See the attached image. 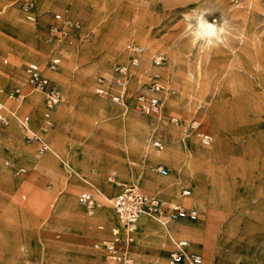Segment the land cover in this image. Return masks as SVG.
<instances>
[{"label": "rangeland", "instance_id": "rangeland-1", "mask_svg": "<svg viewBox=\"0 0 264 264\" xmlns=\"http://www.w3.org/2000/svg\"><path fill=\"white\" fill-rule=\"evenodd\" d=\"M7 5L9 8H14L15 13L21 17L30 15L29 22L22 26L32 32L22 33L17 25L11 22L6 23L4 29L0 28V90L1 88L26 87V84L21 83L20 80L16 82L12 79V71L18 60L17 48L21 43L25 44L24 49L27 50L34 47L35 43H50L54 40H58V49L65 46L76 50L81 45H88L91 52L81 55L80 58L86 59L84 64L91 65L99 57L111 54L118 40L124 35L135 37L125 41L124 52L118 53L112 60L114 66L128 61L129 52L126 48L128 44L136 43L146 48L143 42L136 39L137 37L181 48L183 62L180 65L181 73L178 80L182 83L183 78L187 77L193 84L195 93L193 96L185 94L183 105L174 110L167 109L165 105V111L177 116L179 123L171 122L167 117L145 113L136 106L135 94L145 89L152 69L151 59L155 53L150 52V66L146 69V74L140 77L138 84L133 88L127 85L126 103L133 106L134 110L140 114L156 120L162 117L166 124L178 127L181 131L180 144L182 145V137L185 136L183 132L188 120L192 117L200 121L203 130L213 135L215 143L210 148L211 157L202 167L207 172L206 191L214 201L217 200L215 193L217 191L235 187L236 193L232 196L231 192L224 191L223 201L226 205L217 206L216 213L209 209L208 205L205 208L208 213L198 209L200 216L197 221L200 218L202 221L206 220L208 214L213 211L215 215L212 222L215 227L213 232L206 235L202 244L195 245L189 241L204 255L205 264H211L215 253H217L219 264H264V249H260L264 248V234H262L264 189L261 190V187H264V0H0V12ZM65 9L68 10L64 14L66 21L55 22L54 14L63 12ZM198 14L206 16L208 20H217L216 22L224 27L216 43L208 44L207 41L197 39ZM142 20L145 21L144 25L141 24ZM76 21L77 24H75ZM53 22L59 25V30L52 36L47 29ZM159 52L167 53L171 60V50ZM55 57L59 56L53 51L44 61H37L50 76L49 71H64L62 59L58 70L49 68ZM30 61L34 60H27L25 73ZM84 64L80 63L78 67L81 68ZM99 76L101 74H94L92 78L93 83L88 88L90 95L108 100L114 105H125L126 103H115L96 92L98 85H105L99 80ZM70 78V81H74V77L70 76ZM55 82L63 93V99L56 107L59 108L65 103L68 90L63 83L57 80ZM163 83L165 97L167 95L180 97V88L175 80L164 77ZM111 85L112 83H109L106 86ZM172 88L177 90V94L170 93ZM35 92L37 91L30 93L22 102ZM40 95L44 99L41 92ZM0 100L9 107H13L16 103L19 105V102L3 90L0 92ZM44 105L47 108L45 99ZM75 109L90 111L84 100L79 101ZM23 110L30 115L26 106ZM213 114L217 116L219 122L210 120ZM31 119L35 121L32 117ZM47 119H53L54 124L45 129ZM12 123L18 129L21 145L18 147L7 145L0 149V169L7 172L10 182L19 178H23L24 181L30 180V177L33 181L29 189L23 185L13 187L9 191H2L0 188V264H6L12 251L10 249L13 247L30 243L37 245L41 240L46 241L52 248L59 243L73 246L75 251L65 264H86L83 260L90 261L91 252L98 251L93 247V242L96 239L111 237V230L115 227H110L108 234L96 236L90 231L93 228L91 224L85 223L79 215L72 216L76 209L86 211V207L79 201V193L84 190L92 192L96 200L102 204V207L95 211H101L105 209V202L101 198L102 191L99 192L96 186L103 191L106 189L105 192L111 198L117 191L108 189H118L116 180H120L119 183L128 181L148 192L153 191L144 188L133 179L120 177L119 172L113 170H108L96 180L89 181L94 182L95 185L80 178L85 187L81 185L74 190L71 177L66 171L77 175L75 172L65 168L66 171H63L59 161L52 167L42 168L39 160L28 156L31 153L42 156L44 153H38L36 145L25 141L23 129L19 123L12 120L8 123L0 121L1 140H10L9 130ZM57 125L58 120L51 115L43 116L40 124L36 121L34 125L31 124L45 140L46 134L54 130ZM86 127V123L75 120V128L73 127L75 130L72 134L75 141L79 140L81 130ZM151 140L147 147L155 149ZM66 142L68 147L77 149L78 158H87L89 155L90 163L86 166L88 168L94 152L85 154L80 148H76L78 146L74 141ZM190 144L204 147L197 141L188 140L187 145ZM65 148L66 145L62 146V149ZM221 149H224V157H221L223 154ZM127 164L133 163L127 162ZM165 165L168 166V164ZM20 166L26 167L27 172L16 174L15 170ZM84 176L90 180L88 175L84 174ZM197 177L196 174H192L189 178L180 181L173 196L165 195L171 199L175 198L184 183H189L193 193L197 187ZM34 189L42 191H34ZM44 191H49V194L45 195ZM32 193L36 195L41 193L40 210L36 209V204L32 201ZM62 197H66L69 201L68 211L71 215H68L70 217L65 224H61L60 219H53V209L58 206ZM230 217V226L235 231V235L229 230L224 231V225ZM142 219L134 226L133 236ZM154 221L161 225L158 221ZM59 233L60 237L57 236ZM173 248L174 242L169 248H158L153 241L138 240L135 236L130 244L132 256L138 258L137 253H142V259L139 260L145 264H153L152 255L164 258L160 264H166L168 252ZM101 255L102 258L98 264H101L104 259L103 253ZM18 264H28V262L20 260Z\"/></svg>", "mask_w": 264, "mask_h": 264}, {"label": "bare ground", "instance_id": "bare-ground-1", "mask_svg": "<svg viewBox=\"0 0 264 264\" xmlns=\"http://www.w3.org/2000/svg\"><path fill=\"white\" fill-rule=\"evenodd\" d=\"M13 12H15V9L9 8V5L2 8L0 12V28H5L6 23H9L8 17H10V14ZM27 16L30 17V15ZM216 21L217 20H208L206 16L198 14L196 21L197 39L207 41L208 44L216 43L220 38V32L224 31V27ZM21 22L25 24L27 18L22 19L19 25L16 23L13 24L17 25L22 33L26 31L32 32L31 30H26ZM144 23L145 21L143 22L142 20L141 24L144 25ZM132 39H135V37L133 38L132 36L124 35L118 40V43L111 54L99 57L91 65L88 63L84 64L86 59L80 58L81 55L91 52V48L88 45H81L76 50H71L65 46L58 49V40H54L50 43H35L34 47H30V49L27 50L24 49V43L19 44V47L17 48L18 60L12 71L13 77L17 70L20 69L21 65H25L28 59L44 61L50 52L55 51L63 61L64 71H49V73L55 80L63 83L68 90L65 103L56 110L55 108L49 110L45 107L44 99H42V96L38 91L30 95L24 102L19 103V105L17 103L13 105L14 109L17 107L16 109L18 110L23 109L25 106L28 107V110L32 109L33 112L29 111L30 115L38 124L42 122V118L43 116L45 117L46 112H48L51 117L58 120L57 127L45 136L46 141L52 144L51 150L47 151L42 156L36 153H31L28 156L39 160L42 168H44V166L51 167V165L59 161L63 165V168L75 172L79 178L93 185H95L94 182L89 181L96 180L102 175V173H100L101 169L108 165V167H111L114 171L120 172V177L133 179L146 189L163 192L168 196L174 195L180 181L189 178L192 174H196L198 177L196 180L197 187L195 188V191H204L206 171H204L202 167L211 157L210 148L212 145L204 147H197L193 144L182 145L180 144L181 131H179V128L174 125L166 124L162 117L156 120L150 116L136 112L133 106L127 103L125 105H114L108 100L92 96L90 95L91 92L89 93L88 88L90 87V84L93 83L92 78L94 74H101L99 78L103 79L105 85L113 83L115 76L113 74L114 65L112 64V60L118 53L124 52L125 41ZM136 39L143 42L146 45V48L142 55L140 65L133 68L128 77V87L133 88L138 84L140 77L145 73L146 69L149 68L150 52L155 53L156 55L161 50H167L169 52L171 50L172 58L169 61V66L163 68L162 73L165 79L172 78V81L175 80L177 82L180 88V97L175 98L167 95L166 108L174 110L177 107L182 106L184 103L183 96L185 94L193 96L195 91L193 84L190 83L187 77L183 78L182 83L178 80L181 73L180 65L183 62V52L181 48L178 46L171 47L159 44L154 41L150 42L145 40L146 38L141 37H137ZM80 63L84 64L81 68L78 67ZM70 76L74 77V81H70ZM20 81L25 84L24 80ZM81 100H88L89 102L97 104L98 110L93 117L91 116L82 120V122L86 123L87 127L86 129L81 130L79 140L75 141L73 138L74 135L72 136L75 130H73V127L75 128V120L81 121L75 117V106ZM9 108L11 109V107ZM37 110L39 111V115L35 113ZM213 115L214 116H212L210 120L212 122H219L217 116L215 114ZM48 120L53 121L54 124L53 119ZM12 122H15V120L12 119ZM104 124H106V126H104ZM108 125H111V128H109L110 126L108 127ZM115 129H118L117 131L122 137L121 146L125 152L124 160H108L103 154H101V152L95 150L92 162L88 168H81L77 162V160H79L77 149L68 147L65 151H62L54 146V144H56V139L61 136L65 137L66 141H74L78 146L76 148H80L79 146L84 144V141L87 139L91 141L93 140L97 143L93 142L87 144V146H89L88 148H92L94 144H99V138L107 135V133L112 134V130ZM9 131L10 141L13 143L12 146L18 147L21 145L19 143L20 134L13 123ZM153 137L163 141V149H149L147 147L149 141ZM1 138L2 136L0 133V140ZM133 147H136L139 151L136 152L132 150ZM221 151L223 153L224 149H221ZM224 156V153L221 154V157ZM127 162L133 164L128 165ZM158 163L168 164L169 172L167 175H160V173L155 171V167ZM84 174L88 175L90 180L87 179ZM119 184L120 183H118V185ZM96 189L99 192L102 191L101 198L105 202V209L94 211L92 214H88L87 210L85 211V209H81L80 214L83 221L87 224H91L93 227L92 230H90L91 233L102 236L110 232V227L123 228L122 223L112 211V206L109 203L111 196L105 192L107 190L105 189L103 191L98 186H96ZM36 196L41 197V193H37ZM63 198L64 197L60 199L58 206L53 209V219L62 220L61 224L67 223L71 216L68 211L69 202L62 201ZM33 202L36 204V209L40 210V200ZM185 203L203 211L209 204L201 192L194 193ZM66 210L68 212H65ZM214 215L213 211L208 214V222L206 225L202 220L197 222H189L185 220L180 224L168 223L158 225L154 220L144 218L140 221L138 229L134 232V236L138 240L143 239L145 241L147 239L148 241H153L158 248H169L176 240L173 232L175 230H181L187 234L199 236L201 238V243L214 225L212 222ZM53 246L54 248H52L46 241L41 240L37 245L30 243L28 245L15 247L18 249L16 250L17 252L10 253L6 264H18L20 260L28 262V264H65L75 251L73 246H67L62 243ZM91 253L92 256L90 261L83 260L84 263L98 264L102 258L101 253L98 251ZM163 260L164 258L158 255L151 256L153 264H160Z\"/></svg>", "mask_w": 264, "mask_h": 264}, {"label": "built area", "instance_id": "built-area-1", "mask_svg": "<svg viewBox=\"0 0 264 264\" xmlns=\"http://www.w3.org/2000/svg\"><path fill=\"white\" fill-rule=\"evenodd\" d=\"M63 12L54 14V21H66ZM77 24V21L76 23ZM48 32L53 36L59 30V25L51 23L48 26ZM129 52L128 61L117 63L114 66L115 77L111 86L100 84L96 92L100 95L110 98L118 104H125L127 100V80L133 68L138 67L141 62L145 48L136 43L127 45ZM170 57L167 53L159 52L151 59L152 69L149 72L145 89L135 94L136 106L145 113L165 116L166 97L164 96L165 85L163 83L164 75L162 69L169 63ZM61 64V58L52 59L49 68L58 70ZM103 81L102 78H99ZM27 89L14 87L7 91L10 97L17 102H22L30 93L34 91L41 92L44 96L47 108L53 109L63 99L60 89L54 84L53 80L45 73L42 66L37 62H30L27 65ZM2 91V90H1ZM171 94H177L176 89H170ZM49 117V113H45ZM12 119L18 122L24 130V138L28 143L37 144V152L42 154L51 150L50 144L41 136V134L31 127V117L27 113H19L16 109H10L4 102L0 101V121L8 123ZM171 122L179 123L175 115H170ZM53 121L46 120L44 128H48ZM201 123L192 118L187 123L184 137L187 140L197 141V143L208 146L214 137L211 133L201 128ZM152 146L155 149H163L164 144L161 140L152 138ZM156 171L162 175L168 174V168L164 165H158ZM26 169L19 167L16 173H24ZM121 190L113 196L109 203L112 209L123 225V228L113 229V236L109 239H103L94 244V247L104 251L105 259L102 264H145L137 257L132 256L130 244L134 241L133 228L142 217H150L161 224L171 222L180 223L184 220L196 221L200 212L195 207H190L180 201H170L161 195L147 193L134 183H120ZM192 194L189 186L181 189V197H188ZM79 201L86 207L89 214H92L101 206L95 196L88 191L79 194ZM175 248L170 251L166 264H204V257L197 252L191 251L190 242L187 239H178L174 242Z\"/></svg>", "mask_w": 264, "mask_h": 264}, {"label": "crops", "instance_id": "crops-1", "mask_svg": "<svg viewBox=\"0 0 264 264\" xmlns=\"http://www.w3.org/2000/svg\"><path fill=\"white\" fill-rule=\"evenodd\" d=\"M66 10V9H65ZM64 10V11H65ZM25 18H27V22H29V20H30V18L29 17H21L19 14H17V13H15V12H13V13H11L10 14V17H8V20H9V22H12V23H16L17 25H19V23H20V21L22 20V19H25ZM21 24H24V23H22L21 22ZM26 30H29L28 28H26ZM30 62H37V61H30ZM29 62V63H30ZM38 63V62H37ZM25 65H21V67H20V69L19 70H17V72H16V74L14 75V77L12 78V79H14V81H18V80H24L25 81V84H26V87L25 88H23V89H27L28 88V85H27V73H25ZM45 71V70H44ZM45 73L53 80V82H54V84L56 85V82H55V80L45 71ZM113 74H114V76H115V71H114V68H113ZM14 87H10V88H1V90H3L6 94H8L7 93V91L8 90H10V89H13ZM1 90H0V92H1ZM63 94V93H62ZM127 100H128V97H127ZM126 100V101H127ZM1 101V100H0ZM1 102H3V101H1ZM135 102H136V100H135ZM19 103H21V102H19ZM84 103H85V105L86 106H88V108H90V111H75V117H76V119H78V120H85L86 118H88V117H93L94 116V114L96 113V111L98 110V105L97 104H95V103H92V102H89L88 100H84ZM58 106V105H57ZM56 106V107H57ZM55 107V108H56ZM12 109H14V107H11ZM17 108V107H16ZM15 108V109H16ZM27 109H28V107H27ZM57 109V108H56ZM55 109V110H56ZM92 109H94L93 111H92ZM19 113H25V110H23V109H21V110H18V109H16ZM22 111V112H21ZM30 112H33V110L32 109H30L29 110ZM37 115H39V111L37 110L36 112H35ZM28 114V113H27ZM165 116H163V117H167L168 119H169V116L170 115H173V114H170V113H167L166 111H165ZM192 118H195V117H192ZM191 118V119H192ZM170 120V119H169ZM190 120V119H189ZM189 120H188V122H189ZM171 121V120H170ZM16 122V121H15ZM187 122V123H188ZM18 123V122H17ZM34 123H35V121L34 120H32L31 119V124L32 125H34ZM104 126H106V124H104ZM104 126H102V127H104ZM110 126V127H109ZM186 126H187V124H186ZM32 127V126H31ZM108 127L109 128H111V125H108ZM33 128V127H32ZM34 130H35V128H33ZM185 129H186V127H185ZM118 129H115V130H112L113 132H112V134H110V133H107V135H105V136H103L102 138H99V140H98V142H99V144H94V146H92V148H88L89 146H87V144H89V143H93L94 141L92 140H89V139H87V140H85L84 141V145L83 146H81L80 147V149H81V151H83L85 154H91V153H93L95 150L96 151H99V152H101V154H103L108 160H112V159H121V160H124L125 159V152H124V150L122 149V146H121V143H122V137H121V134L117 131ZM183 133H185V130H184V132ZM210 133V132H209ZM23 134H24V130H23ZM63 135V134H62ZM25 139V138H24ZM157 139V138H156ZM160 140V139H159ZM182 141H183V144L184 145H187V143H188V140L187 139H185V137H182ZM28 143V142H27ZM94 143H97V142H94ZM215 143V140L213 141V143H211L210 145H208V146H211V145H213ZM12 142L10 141V140H7V139H2V140H0V149L1 148H3L4 146H7V145H9L10 147L12 146ZM29 144H31V145H36V150H37V144L36 143H29ZM50 144V143H49ZM64 145H66V148L65 149H62V146H64ZM50 146H52V144H50ZM54 146L57 148V149H60V150H62V151H65L67 148H68V143L66 142V138L65 137H61V136H59L57 139H56V144H54ZM12 147H14V146H12ZM87 148H88V150H87ZM132 150H134V151H136V152H138L139 151V149H137L136 147H133L132 148ZM79 160H77V162H78V164L80 165V167L81 168H86V166L90 163V158H89V155L87 156V158H84V157H79L78 158ZM57 163V162H56ZM56 163H54L53 165H55ZM59 164H60V167L62 168V170L63 171H66L64 168H63V165L59 162ZM53 165H51V167L53 166ZM158 165H164V166H166L167 168H168V166L167 165H165V164H161V163H158ZM157 165V166H158ZM156 166V167H157ZM20 167H24V166H20ZM17 168H19V167H17ZM16 168V169H17ZM25 169H26V167H24ZM108 170H113L111 167L109 168L108 167V165L106 166V167H103L102 169H101V171H100V173H102L103 175H104V173L106 172V171H108ZM114 171V170H113ZM26 172H27V169H26ZM68 174H69V176L71 177V185H72V187L74 188V190L77 188V187H79V186H81V185H85L84 183H83V181L77 176V175H73V174H71L70 172H68V171H66ZM168 172H169V168H168ZM15 173H16V170H15ZM25 173V172H24ZM24 173H20V174H24ZM207 173V172H206ZM17 174V173H16ZM20 174H18V175H20ZM119 174L121 175V173L119 172ZM161 175V174H160ZM31 181H33V178L32 177H30V180H25L24 181V179L23 178H19V179H17V180H15L14 182H10V180H9V178H8V174H7V172L5 171V170H2V169H0V188H1V190L2 191H9V189H11V188H13V187H17V186H21V185H23L25 188H27V189H29L30 187H31V184H32V182ZM120 182V180H116V182H115V184H117L118 185V183ZM122 183H130V182H128V181H125V182H122ZM184 186H189L190 187V185H189V183H184V184H182V186L180 187V189H179V194L175 197V198H169L168 196H166L164 193H162V192H158V191H153V192H148L147 190H145V189H142V190H144L145 192H147V193H150V194H153V193H156V194H159V195H161L163 198H165V199H168V200H170V201H180V202H182V203H184V204H186L185 202L194 194V193H200L201 192V194H203L204 196H205V198H206V200L208 201V208L209 209H212L215 213H216V208H217V206L218 207H220V206H224V205H226V203L223 201L224 200V191L223 190H220V191H217V192H215L216 194H217V200L216 201H214V199L211 197V195H209L208 194V191H206V184H205V189H204V191H193V193H192V195H190V196H188V197H181V189H182V187H184ZM196 186V184L194 185V187ZM85 187V186H84ZM191 188V187H190ZM194 189V188H193ZM262 189H264V187L262 186L261 187V190ZM109 191H117V193H119L120 192V190H121V186H120V184L118 185V189H111V188H109L108 189ZM192 190V189H191ZM34 191H42L41 189H34ZM84 191H88V190H84ZM225 191H229V192H231L232 193V196H234L235 195V193H236V189H235V187H233V189H228V190H225ZM45 192V195L46 194H49V191H44ZM81 192H83V191H81ZM80 192V193H81ZM88 192H90V191H88ZM79 193V194H80ZM92 193V192H91ZM117 193H115V195L117 194ZM93 194V193H92ZM115 195H113V196H115ZM32 201H39L40 200V198L41 197H37L36 196V194H34V193H32ZM79 196V195H78ZM66 201V202H69L68 200H67V198L66 197H64L63 199H62V201ZM216 202V203H215ZM234 203H238V202H236V201H233ZM241 202V201H240ZM188 205V204H187ZM51 206H53V204L51 203ZM188 206H190V207H194V206H192V205H188ZM100 207H102V204H101V206ZM99 207V208H100ZM196 208V207H195ZM87 210V209H86ZM113 210V209H112ZM203 211V210H202ZM114 212V211H113ZM204 212H207L206 210H204ZM208 213V212H207ZM235 213H237V211L235 210ZM80 214H81V210L80 209H76V211H74V213L72 214V216L74 215H79L80 216ZM89 214V213H88ZM115 214V213H114ZM116 216V215H115ZM117 217V216H116ZM142 218H145V217H142ZM141 218V219H142ZM148 218H150V217H148ZM152 219V218H151ZM201 219V218H200ZM199 219V220H200ZM203 219V218H202ZM198 220V221H199ZM204 220V224L206 225L207 224V222H208V218L205 220V219H203ZM230 220H231V217L229 218V220L225 223V225H224V231H226V230H229L233 235H235V231L233 230V228L230 226ZM185 221V220H184ZM184 221H182V222H184ZM186 221H189V220H186ZM182 222H180V223H182ZM189 222H197V220L196 221H189ZM171 223H174V222H171ZM180 223H176V224H180ZM214 227H215V225H213L212 227H211V229H210V231L208 232V233H211V232H213V230H214ZM26 230L28 229V227L27 228H25ZM113 229H115V228H112V235H111V237L113 236ZM207 233V234H208ZM173 234H174V236L176 237V240L175 241H177L178 239H187L188 241L190 240L191 242H193L195 245H197V244H200V240H201V238L199 237V236H197V235H194V234H187V233H185L184 231H181V230H175L174 232H173ZM262 234H264V230L262 231ZM93 235H96V234H93ZM58 237H60V233L57 235ZM96 236H98V235H96ZM111 237H109V238H111ZM109 238H101V239H96L94 242H93V247H94V244L96 243V242H99V241H101V240H103V239H109ZM174 241V242H175ZM189 241V242H190ZM191 242H190V246H189V248H190V250L191 251H194V252H197V253H200L199 252V248L197 247V246H192L191 245ZM13 246H14V244H13ZM95 248V247H94ZM174 248H175V244H174ZM173 248V249H174ZM96 250H98V251H100L101 253H103V255H104V259H105V253H104V251H102V250H100V249H97V248H95ZM172 249V250H173ZM260 249H264V248H260ZM12 250V251H11ZM16 250H18V249H16L15 247H13L12 249H10V253H16L17 251ZM170 251L171 250H169V252H168V257H169V253H170ZM138 254V259H142V253H137ZM203 257H204V255L202 254V253H200ZM104 259H103V261H102V263L104 262ZM204 259H205V257H204ZM167 260H168V258H167ZM215 260V261H214ZM218 258H217V253H215L214 255H213V257H212V262H211V264H219L218 263ZM205 262H206V259H205ZM101 263V264H102ZM227 263V262H226ZM205 264V263H204Z\"/></svg>", "mask_w": 264, "mask_h": 264}]
</instances>
